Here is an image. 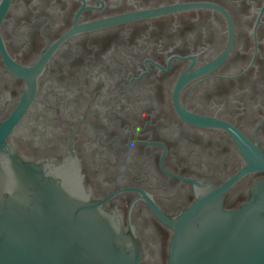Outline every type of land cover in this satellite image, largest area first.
I'll return each mask as SVG.
<instances>
[{
	"label": "flooded vegetation",
	"instance_id": "af4514ba",
	"mask_svg": "<svg viewBox=\"0 0 264 264\" xmlns=\"http://www.w3.org/2000/svg\"><path fill=\"white\" fill-rule=\"evenodd\" d=\"M83 1L84 7L101 5L97 0ZM100 1L102 8L80 12L77 26L181 4L221 9L232 26L228 54L214 71L187 84L179 102L189 113L233 127L264 155V10L260 16L264 0ZM81 6V0H10L0 19V36L9 58L18 66L34 65L73 28L74 15ZM226 42L224 18L209 9L177 11L71 37L38 78L33 100L39 102L28 104L19 121L23 126L17 124L3 144L24 162L35 165H47L59 157L63 164L72 158L74 144L73 156H77L91 188L89 197L100 201L123 189L137 188L155 195L176 191L183 180L162 171L161 145L165 148L161 165L166 172L219 189L248 164L247 160L230 134L191 125L179 116L174 90L192 59L172 58L167 72L156 65L166 71L171 57H195L187 76L217 58ZM145 60L156 65L146 61L149 72L142 74L147 72ZM215 76L237 77L204 80ZM132 78L139 79L130 81ZM24 84V78L7 70L0 52V126L19 104ZM134 141L161 145L128 144ZM259 178H264V171L242 177L222 196L223 208L240 207ZM137 198H141L137 192L120 193L103 206H116L122 227L127 229V212ZM152 198L168 217L196 201L191 181L170 196ZM131 222L145 264H165L171 230L143 202L135 204Z\"/></svg>",
	"mask_w": 264,
	"mask_h": 264
},
{
	"label": "water",
	"instance_id": "95a60500",
	"mask_svg": "<svg viewBox=\"0 0 264 264\" xmlns=\"http://www.w3.org/2000/svg\"><path fill=\"white\" fill-rule=\"evenodd\" d=\"M81 1L82 6L73 18V28L56 41L43 55L40 52L41 58L32 66L23 67L14 64L9 58L5 42L0 36V52L7 70L12 75L25 79L19 104L11 116L3 121L0 126V264H145L143 250L131 222V213L137 202L148 205L165 226L171 230L165 264H264V178L254 181L249 188L248 199L240 207L234 210H226L221 204V198L225 192L242 177L252 172L264 171V155L259 153L233 127L215 119L189 113L185 111V104L182 108L179 102L180 92L187 84L214 71L228 54L232 40V26L228 16L213 5L181 4L122 14L77 26V17L83 9L98 10L103 6L100 0H97L101 4L100 7H84L85 3L83 0ZM9 2L10 0H0V19L7 10ZM189 9L213 10L224 18L227 27V42L224 50L217 58L187 76L184 75L194 64L195 57H171L167 62L166 71L159 65L145 60L143 64L147 72H142V74L149 72L146 61L158 66L160 71L167 72L172 58L192 59L191 65L184 70L174 90V105L179 116L191 125L230 134L248 162L237 175L229 179L219 189H214L209 184L201 183L191 177L180 178L166 172L161 165L165 154L163 145L146 143V141L129 142L128 144L142 143L163 147L159 161L162 171L171 177L183 180L176 191L187 181L192 182L196 201L188 208L180 210L175 216L168 217L156 205L152 196L166 197L176 191L169 195H155L137 188L123 189L102 201L91 199L89 197L91 188L84 178L85 175L80 163L77 162V156H73L74 144L73 150H70L71 159L59 164V157V160L52 161L47 165L24 162L10 147L3 144V141L13 132L17 124H21L19 121L28 104L31 101H38L33 100L38 89V78L43 75L52 56L69 38ZM263 10L264 6L260 16ZM258 20L256 25L259 23ZM256 25L254 28V54L256 50ZM120 76L122 77V75ZM237 76H215L204 80ZM139 78H132L130 81ZM130 81L129 85H131ZM101 137H99V142ZM125 192H137L141 195V198L135 199L128 209L127 229L122 227V217L116 206L110 204L106 207L103 206V203L112 197Z\"/></svg>",
	"mask_w": 264,
	"mask_h": 264
}]
</instances>
